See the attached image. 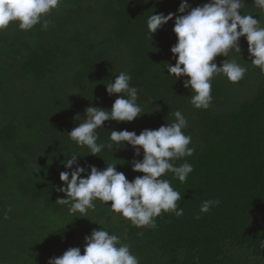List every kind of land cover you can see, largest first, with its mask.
I'll use <instances>...</instances> for the list:
<instances>
[{
	"label": "trees",
	"instance_id": "1",
	"mask_svg": "<svg viewBox=\"0 0 264 264\" xmlns=\"http://www.w3.org/2000/svg\"><path fill=\"white\" fill-rule=\"evenodd\" d=\"M207 2L187 0L191 7ZM180 3L60 0L43 17L50 22L47 29L37 24L24 31L12 22L0 30V264H25V259L30 264L32 244L37 245L33 261L42 263L71 247L83 254L84 237L99 228L129 244L139 264H264V72L251 64L241 37V57L230 51L213 62L219 67L237 59L247 68L243 78L253 77L261 86L252 96L237 90L244 95L238 103L233 90L243 78L233 83L215 75L210 106L195 108L190 88L183 87L187 77L175 80L165 68L175 65L170 52L175 16L152 40L146 26L151 14H177ZM240 11L264 27V10L254 0H244ZM120 72L137 88L142 114L131 122L105 121L97 130V143L105 147L94 156L68 133L83 122L87 107L111 109L119 94L109 96L104 84ZM177 110L188 122L183 132L191 136L188 147L194 151L174 165L187 162L193 171L185 182L171 172L162 178L181 193L177 204L183 215L162 211L155 228L137 227L119 213L120 221L112 224L111 202L94 200L86 217H73L67 205L56 202L66 198L56 189L63 185L60 172L71 171L63 162L73 153L80 155L81 166L99 170L116 164L130 182L143 175L131 167L142 160V150L135 156L130 145L109 149L110 131L155 130L174 122ZM206 200L219 204L201 213Z\"/></svg>",
	"mask_w": 264,
	"mask_h": 264
},
{
	"label": "clouds",
	"instance_id": "2",
	"mask_svg": "<svg viewBox=\"0 0 264 264\" xmlns=\"http://www.w3.org/2000/svg\"><path fill=\"white\" fill-rule=\"evenodd\" d=\"M256 6L264 10V0H254ZM244 0H208L202 6L191 7L187 0H181L177 14H151L146 21L148 34L160 29L169 20L174 19L172 29L176 43L170 48L175 65L166 63L168 74L175 80L187 77L183 87L191 90V103L197 109H207L212 101V78L224 75L230 82H239L246 67L235 60H224L218 67L214 61L217 56L228 57L230 51L241 57L239 40L244 37L251 64L264 72V27L253 15H242L240 9ZM60 4V0H0V30L12 22H18L20 30H31L41 24L47 29L50 22L47 16ZM131 77L120 72L114 80L104 84L106 93L119 94L110 110L89 106L85 110L83 122H79L68 135L80 146H87L89 154L98 156L105 145L97 143L98 129L108 120L131 122L142 114L137 103L138 90L130 86ZM174 122L158 129H144L137 135L134 131H110V141L106 146L130 145L134 155L143 152L142 160L131 162L132 170L143 175L131 182L125 174L116 170V164L97 169L94 165L81 166L78 154L63 162L65 169L59 174L63 185L56 190L66 198H57L56 202L67 205L73 217L80 213L86 217L89 209H94V200L108 204L116 213L137 227H156L154 218L162 211L183 215V209L177 201L182 200L180 192L174 190L170 182L162 177L171 172L180 182H185L193 171L191 164L185 162L175 166L174 161L191 156L194 149L188 147L191 136L185 135L187 120L181 111L173 113ZM79 117L77 115L75 119ZM77 120V119H76ZM82 173L85 174L82 176ZM219 200H206L200 207L201 213H207ZM65 226V225H64ZM83 254L80 247L68 248L59 257L49 258L47 264H139L138 258L130 252L129 244H120L119 237L99 228L84 237ZM264 247V242L261 244Z\"/></svg>",
	"mask_w": 264,
	"mask_h": 264
},
{
	"label": "rangeland",
	"instance_id": "3",
	"mask_svg": "<svg viewBox=\"0 0 264 264\" xmlns=\"http://www.w3.org/2000/svg\"><path fill=\"white\" fill-rule=\"evenodd\" d=\"M241 59V58H240ZM235 61L236 62H238V63H241V62H239V60H237V59H235ZM242 66V65H241ZM244 67V66H243ZM264 75V74H263ZM262 75V76H263ZM242 84L240 85V86H236L235 87V90H233V92H237V90H241L244 94H246V95H248V96H252V95H254L255 94V92L259 89V87L261 86L260 85V83H259V81L257 80V79H255V78H253V77H251V78H243L242 79ZM236 83H239V82H236ZM238 93V96H236L237 97V99H236V102H238V103H240L241 102V100H243L244 98H242V97H244V95H240V93L239 92H237ZM242 98V99H241ZM240 99V100H239ZM238 103L236 104V105H238ZM110 214H113V212L112 213H109V215ZM115 215H116V217L114 218V219H111V223L113 224V223H115L116 221H120V218L119 217H117V213H115ZM22 232H23V230H22ZM115 234V233H114ZM38 235V234H37ZM40 245H41V243H40ZM37 247V245L36 244H32V251H31V254H30V264H47V261L46 260H44L43 261V263L41 262V260H38V262L37 261H33V258H32V256H33V254L35 253V250H37L35 247ZM49 252H47V256H49L50 255V251L51 250H48ZM55 252V251H54ZM54 256L53 257H59V256H61L62 254L61 253H59L58 254V252H55L54 254H53ZM24 255H20V257H23ZM17 260H19L18 258H17ZM29 262V259H25L24 260V263L25 264H27Z\"/></svg>",
	"mask_w": 264,
	"mask_h": 264
}]
</instances>
